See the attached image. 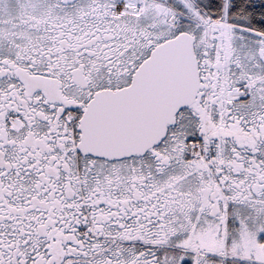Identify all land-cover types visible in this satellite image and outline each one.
I'll list each match as a JSON object with an SVG mask.
<instances>
[{
    "label": "snow or ice",
    "instance_id": "obj_1",
    "mask_svg": "<svg viewBox=\"0 0 264 264\" xmlns=\"http://www.w3.org/2000/svg\"><path fill=\"white\" fill-rule=\"evenodd\" d=\"M0 264H264V0H0Z\"/></svg>",
    "mask_w": 264,
    "mask_h": 264
}]
</instances>
